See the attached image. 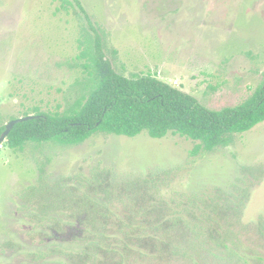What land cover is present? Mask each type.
Returning a JSON list of instances; mask_svg holds the SVG:
<instances>
[{"label":"rangeland","instance_id":"obj_1","mask_svg":"<svg viewBox=\"0 0 264 264\" xmlns=\"http://www.w3.org/2000/svg\"><path fill=\"white\" fill-rule=\"evenodd\" d=\"M79 1L118 73L151 75L210 109L241 103L262 80L264 0ZM83 29L93 34L84 13L63 0H0V126L73 103L76 82L87 77ZM196 144L171 132H95L78 145L21 149L4 139L0 264H72L69 255L83 244L71 240L69 222L91 216L86 196L107 208V233L130 213L161 218L155 238L166 216H197L170 233L168 246L152 243L150 233L142 254L135 245L127 251L130 263L264 264V121L226 147L193 153ZM93 257L83 264L107 259L100 251Z\"/></svg>","mask_w":264,"mask_h":264},{"label":"trees","instance_id":"obj_2","mask_svg":"<svg viewBox=\"0 0 264 264\" xmlns=\"http://www.w3.org/2000/svg\"><path fill=\"white\" fill-rule=\"evenodd\" d=\"M63 1L75 5L79 12L84 13L93 32L90 34L84 28L83 39L79 40L80 46H83L79 57L86 60L81 65L87 77L76 82L80 86L77 96L63 111L24 114L32 118L13 125L5 138L8 147L21 149L26 142L48 141L63 146L78 145L95 132L127 137L145 132L152 138H162L171 132L197 141L192 150L196 153L199 148L210 151L226 147L232 143L234 135L264 121V73L247 99L234 106L210 109L193 95L151 75L125 76L118 73L106 57L98 28L91 22L80 1ZM4 128L5 125L0 126V134ZM128 185L134 187L135 181ZM83 200L84 208L89 207L86 212L91 216H73L69 222L71 240L83 244L80 253L69 255L72 264H83L90 259L96 261L93 254L97 251L105 253V264H133L128 260L127 251H134L135 245V256L142 254L140 244H149L147 237L150 233L152 243L157 239L159 244L168 246L170 233L177 229H189L197 222V216H179L177 213L178 216H166L163 235L155 238L156 225L160 224L161 218L150 222L145 216H142L144 219L137 217L139 213H130L115 220L114 230L107 233L103 230L108 223L107 208L89 196ZM100 221L101 228L97 227ZM106 239L110 243H104ZM159 255L156 250L151 258Z\"/></svg>","mask_w":264,"mask_h":264},{"label":"water","instance_id":"obj_3","mask_svg":"<svg viewBox=\"0 0 264 264\" xmlns=\"http://www.w3.org/2000/svg\"><path fill=\"white\" fill-rule=\"evenodd\" d=\"M32 116H24V117H19V118H16V119H12L10 120L9 122H7L5 124V128L4 130L2 131V133L0 134V144L1 142L6 138V136L9 134L11 128L13 127V125L17 122H21V121H25V120H29L31 119Z\"/></svg>","mask_w":264,"mask_h":264}]
</instances>
